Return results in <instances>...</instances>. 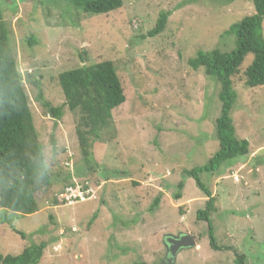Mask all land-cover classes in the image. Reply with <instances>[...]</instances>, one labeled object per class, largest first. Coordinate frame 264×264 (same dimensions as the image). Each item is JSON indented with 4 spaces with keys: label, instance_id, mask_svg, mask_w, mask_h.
Here are the masks:
<instances>
[{
    "label": "rangeland",
    "instance_id": "rangeland-1",
    "mask_svg": "<svg viewBox=\"0 0 264 264\" xmlns=\"http://www.w3.org/2000/svg\"><path fill=\"white\" fill-rule=\"evenodd\" d=\"M0 3L53 176L52 188L36 195L37 213H8L11 225L0 207L2 256L46 243L39 264H237L241 255L245 264H264V86L245 85L243 69L252 56L234 79L231 111L249 155L202 175L217 199L211 216L217 249L208 223L197 219L207 195L185 173L219 150L220 86L189 60L198 51L235 49L231 28L255 13L251 0H124L122 9L94 17L64 15L48 0ZM163 12L169 14L165 30L149 37ZM105 61L116 66L126 102L113 111L89 165L77 134L79 116L64 108L59 76ZM35 82L52 107H63L56 129ZM187 234L197 246L171 260L167 236Z\"/></svg>",
    "mask_w": 264,
    "mask_h": 264
},
{
    "label": "trees",
    "instance_id": "trees-1",
    "mask_svg": "<svg viewBox=\"0 0 264 264\" xmlns=\"http://www.w3.org/2000/svg\"><path fill=\"white\" fill-rule=\"evenodd\" d=\"M251 1L255 13L246 16L231 28V32L236 36L235 49L230 52H222L219 49L211 52L198 51L197 56L189 60L192 69L203 68L206 75L220 86V114L216 120L219 150L206 165L185 171L207 195L206 207L197 212V219L208 223L211 246L216 249L211 216L217 211V199L206 188L202 175H213L229 162L247 158L249 155L250 143L236 137V127L231 118V111L237 99L233 87L234 79L240 75L249 56H252V61L243 69L245 85L249 88L264 86V38L261 35L264 0ZM48 2L70 17L74 13H83L88 17L108 15L124 7V0ZM168 18V13H161L156 27L149 31L148 36L154 38L160 35L165 30ZM29 43L33 46L37 41L31 36ZM59 83L66 99L64 108L67 107L70 112L79 116L77 134L82 155L84 161L92 165L95 163L94 146L104 143L103 133L112 124L113 111L126 102L117 68L111 61L83 66L62 73ZM35 84L39 90L37 100L47 114L55 119L56 129L64 114L63 107H52L45 100L39 83ZM51 138L55 143V136L52 135ZM52 183L53 176L46 161L45 147L38 138L30 101L10 47L9 30L0 3V207L4 211L3 219L10 220L8 213L15 216L37 213L40 205L36 195L50 190ZM176 197L181 199L180 194ZM159 203L158 197L154 206ZM9 224H13L12 220ZM16 232L25 237L23 232ZM46 248V243L32 244L17 256L0 254V264H39ZM245 261L246 257L241 255L237 264H245ZM133 264L148 263L140 261Z\"/></svg>",
    "mask_w": 264,
    "mask_h": 264
},
{
    "label": "water",
    "instance_id": "water-1",
    "mask_svg": "<svg viewBox=\"0 0 264 264\" xmlns=\"http://www.w3.org/2000/svg\"><path fill=\"white\" fill-rule=\"evenodd\" d=\"M166 245L168 246L169 252L171 254V260H176L177 254L181 249L184 248H194L197 246L194 238L190 235H183L179 237L167 236Z\"/></svg>",
    "mask_w": 264,
    "mask_h": 264
},
{
    "label": "clouds",
    "instance_id": "clouds-1",
    "mask_svg": "<svg viewBox=\"0 0 264 264\" xmlns=\"http://www.w3.org/2000/svg\"><path fill=\"white\" fill-rule=\"evenodd\" d=\"M236 183H238V182H236ZM87 193H89V191H88ZM178 237H179V236H178Z\"/></svg>",
    "mask_w": 264,
    "mask_h": 264
},
{
    "label": "crops",
    "instance_id": "crops-1",
    "mask_svg": "<svg viewBox=\"0 0 264 264\" xmlns=\"http://www.w3.org/2000/svg\"><path fill=\"white\" fill-rule=\"evenodd\" d=\"M215 196V195H214Z\"/></svg>",
    "mask_w": 264,
    "mask_h": 264
}]
</instances>
